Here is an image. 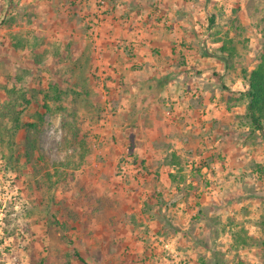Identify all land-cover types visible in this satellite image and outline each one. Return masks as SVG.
Masks as SVG:
<instances>
[{
  "label": "rangeland",
  "instance_id": "1",
  "mask_svg": "<svg viewBox=\"0 0 264 264\" xmlns=\"http://www.w3.org/2000/svg\"><path fill=\"white\" fill-rule=\"evenodd\" d=\"M189 1L190 40L180 45L196 62L190 82L207 83L218 73L212 80H220L216 94L228 120L206 127L201 147L187 141L190 150L176 161L167 156L161 170L139 158L134 140L120 144L109 131L108 122L119 121L112 93L122 87L106 86L105 71L73 60V46L88 45L64 36L75 32L73 16L65 15L76 5L0 0V105L9 101L4 86L25 89L34 97L20 121L43 118L39 132L29 133L31 146L24 128L10 129L2 119L0 264H264V125L251 128L243 96V71L264 53V0ZM99 4L94 19L107 11ZM151 11L159 17V7ZM93 25L76 29L87 33ZM226 39L235 48L228 67L218 51ZM52 82L65 92L60 102L47 100L48 111L42 96ZM203 165L215 178L206 177ZM200 188L206 208L186 212L183 202L198 201L188 190ZM173 190L183 194L172 200Z\"/></svg>",
  "mask_w": 264,
  "mask_h": 264
},
{
  "label": "crops",
  "instance_id": "2",
  "mask_svg": "<svg viewBox=\"0 0 264 264\" xmlns=\"http://www.w3.org/2000/svg\"><path fill=\"white\" fill-rule=\"evenodd\" d=\"M56 1L64 4L65 0ZM71 1L76 5L75 13L65 16H73L76 28L84 23L93 25L94 21L98 22L87 33L76 28L75 32L71 28L64 33V36L67 34L69 38L88 43L85 48L78 42L73 46V60H87V69L98 67L105 71L106 86L122 87L112 93L111 99L116 103L113 105L119 113V121L108 122L109 131L120 135V144L127 138L134 140L139 158L149 165L161 164L162 170L167 156L170 161L182 157L185 149L190 150L186 146L189 141L201 147L203 130L220 123L222 118L228 120L225 101L216 94L222 93L218 84L220 80H212L218 73H212V79L207 83L190 82L196 62L191 61V51L180 45L184 39L190 40L185 22L189 15L184 14L189 0ZM94 2H100L101 10L107 8L105 13L96 16L98 19H94L91 13ZM156 7L160 10L158 18H154L151 11ZM152 17L153 21L150 20ZM214 65H217L216 71L222 70L219 63L214 61ZM172 164L177 165V162ZM210 166L218 167L216 163ZM239 168L236 165V172ZM201 169L208 179L215 178L209 173V167L203 165ZM170 170L174 172V168ZM236 178L239 181L240 176L236 174ZM202 189L188 190V198L198 201L193 206L183 202L182 208L186 212L206 208L208 196L206 188ZM213 193L212 198L215 197ZM182 194L173 190L170 197L173 200Z\"/></svg>",
  "mask_w": 264,
  "mask_h": 264
},
{
  "label": "trees",
  "instance_id": "3",
  "mask_svg": "<svg viewBox=\"0 0 264 264\" xmlns=\"http://www.w3.org/2000/svg\"><path fill=\"white\" fill-rule=\"evenodd\" d=\"M213 22V18L209 19ZM229 43V44H227ZM218 51L222 54L225 62V66H229V61L235 54V48L231 45V40H223L218 47ZM247 78L248 88L244 91L243 96L247 99L245 117L248 120L249 125L253 129H262L264 125V53L260 55V60L255 68L250 72L243 71ZM48 90L42 96V106L51 111L47 100H53L56 103L62 100L64 89L56 85L54 82L48 85ZM3 91L9 98V101L0 105V128L3 127V120L7 119L11 124L10 129L24 128L26 131L27 144L31 146L33 140L29 133L30 131L37 130L42 124V115L36 113V119L22 123L20 121L23 110L31 103L30 97H34L31 92H26L25 89L20 91L19 88L6 86L3 87ZM39 92V91H38ZM20 107V109H19ZM59 110H64V107L57 105ZM3 119V120H2ZM39 132V131H38ZM37 132V133H38ZM101 206L105 205L106 199H98Z\"/></svg>",
  "mask_w": 264,
  "mask_h": 264
}]
</instances>
